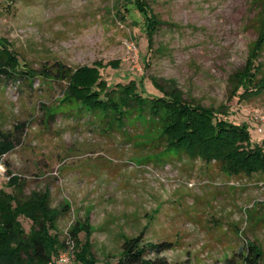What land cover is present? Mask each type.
<instances>
[{
    "label": "rangeland",
    "instance_id": "obj_1",
    "mask_svg": "<svg viewBox=\"0 0 264 264\" xmlns=\"http://www.w3.org/2000/svg\"><path fill=\"white\" fill-rule=\"evenodd\" d=\"M126 1L0 0V38L21 60L18 73L0 72V130L14 142L0 188L11 190L10 171L25 194L49 189L53 207L70 204L58 221L59 263L66 251L71 264L76 259L71 228L87 219L97 264H114L123 236L142 231L149 242L173 244L163 253L171 264H226L249 242L264 263V172L229 174L217 161L168 150L145 116L134 111L113 121L112 113L65 102L67 81L46 75L58 63L102 62L110 86L136 80L147 97L162 94L155 78L190 102L225 108L263 142L264 90L242 97L232 79L257 36L254 0H147L163 21L150 51ZM260 61L264 71V51Z\"/></svg>",
    "mask_w": 264,
    "mask_h": 264
},
{
    "label": "trees",
    "instance_id": "obj_2",
    "mask_svg": "<svg viewBox=\"0 0 264 264\" xmlns=\"http://www.w3.org/2000/svg\"><path fill=\"white\" fill-rule=\"evenodd\" d=\"M253 4L257 8L253 20L257 36L249 45L245 66L232 75L234 94L242 97L259 95L264 90L260 61L264 51V0H254ZM126 8L128 11L134 9L139 15L150 51L153 36L163 24L162 19L150 9L147 0H127ZM148 56L149 53L143 56L146 62ZM112 63L114 68L119 67V62ZM19 67V55L6 39L0 38V72L18 73ZM103 67L102 62L76 69L58 63L53 74L45 73L67 81L65 102H79L90 110L101 111L106 118L112 113L113 121L123 122L126 115H132L134 111L145 116L149 123L157 125L160 139H166L168 150L217 161L229 174L264 172V141L253 140L247 122L234 121L225 108L190 102L184 98L182 90H166L155 78L152 83L162 93L157 96H144L136 80L110 86L102 77ZM26 73L35 76L31 69ZM13 147V140L0 130V157ZM9 173L7 185L11 190L0 188V264H60L58 254L64 249L65 242L59 238L58 221L70 204L65 202L59 208L53 207L49 189L25 194L21 176ZM22 218L30 222L28 228ZM81 232L88 236L85 241L79 238ZM91 232L89 219L78 221L71 228V235L77 241L76 259L72 264H97L91 251ZM144 234L142 231L136 236H123L121 256L114 264H171L163 253L173 244L149 242ZM262 259L261 248L249 242L247 250L241 249L226 264H264Z\"/></svg>",
    "mask_w": 264,
    "mask_h": 264
},
{
    "label": "built area",
    "instance_id": "obj_3",
    "mask_svg": "<svg viewBox=\"0 0 264 264\" xmlns=\"http://www.w3.org/2000/svg\"><path fill=\"white\" fill-rule=\"evenodd\" d=\"M262 119H264V116L260 115ZM5 156L6 154H4L2 157H0V175L3 176V177H7V171L5 169ZM71 237V235H70ZM70 251H66V252H63L61 255H60V263L61 264H71L70 261H71V256H70Z\"/></svg>",
    "mask_w": 264,
    "mask_h": 264
}]
</instances>
